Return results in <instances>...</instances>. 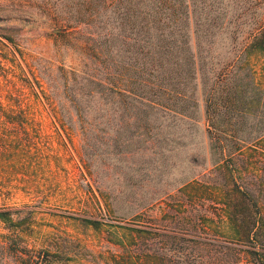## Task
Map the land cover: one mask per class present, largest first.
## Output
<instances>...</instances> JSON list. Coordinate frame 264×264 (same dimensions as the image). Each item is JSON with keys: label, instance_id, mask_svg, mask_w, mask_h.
I'll use <instances>...</instances> for the list:
<instances>
[{"label": "rangeland", "instance_id": "1", "mask_svg": "<svg viewBox=\"0 0 264 264\" xmlns=\"http://www.w3.org/2000/svg\"><path fill=\"white\" fill-rule=\"evenodd\" d=\"M119 13L103 0H0V264H105L109 224L157 216L166 194L202 179L203 103L189 118L152 111L145 127L136 87L114 91L120 70L89 60L111 34L115 64L127 62ZM250 58L264 83V59ZM92 71L101 88L74 77Z\"/></svg>", "mask_w": 264, "mask_h": 264}, {"label": "trees", "instance_id": "2", "mask_svg": "<svg viewBox=\"0 0 264 264\" xmlns=\"http://www.w3.org/2000/svg\"><path fill=\"white\" fill-rule=\"evenodd\" d=\"M103 2L120 10L118 50L127 62L115 64L109 32L88 45L89 60L120 70L114 91L136 87L145 127L152 111L189 118L202 102L210 151L202 179L166 194L157 216L148 209L108 225L115 250L105 264H264V83L250 63L264 59V0ZM131 69L135 77H124ZM93 71L73 75L101 88ZM84 223L100 230L95 220Z\"/></svg>", "mask_w": 264, "mask_h": 264}]
</instances>
